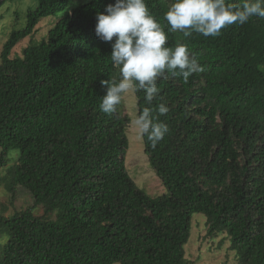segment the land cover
Segmentation results:
<instances>
[{
    "label": "trees",
    "instance_id": "trees-1",
    "mask_svg": "<svg viewBox=\"0 0 264 264\" xmlns=\"http://www.w3.org/2000/svg\"><path fill=\"white\" fill-rule=\"evenodd\" d=\"M33 3L0 52V167L18 155L0 184L33 199L0 215V264H190L184 245L197 213L207 235L229 241L237 264H264V18L186 38L168 31L170 0H146L166 46L187 43L204 67L187 81L158 79L151 105L134 91L138 115L150 107L169 128L155 148L142 137L164 188L152 196L125 165L122 101L112 115L99 109L101 80L118 81L119 70L111 43L95 34L96 13L114 0ZM48 17L46 34L11 56ZM161 103L165 116L155 111Z\"/></svg>",
    "mask_w": 264,
    "mask_h": 264
},
{
    "label": "clouds",
    "instance_id": "clouds-1",
    "mask_svg": "<svg viewBox=\"0 0 264 264\" xmlns=\"http://www.w3.org/2000/svg\"><path fill=\"white\" fill-rule=\"evenodd\" d=\"M252 17L264 18V0H170L164 13L168 31L180 32L186 38L193 33L205 38L218 37L223 29L237 24L243 26ZM96 21L95 34L100 40L111 43L110 60L119 70L118 81L100 82L106 87L99 103L100 111L105 114L116 113L130 90L133 93L143 90L144 99L151 105L160 93L158 79L170 75L187 81L192 74L204 71L187 43L166 46L165 28L146 0H114L104 11L96 13ZM169 110L161 103L155 111L165 116ZM134 123L153 148L169 132L167 124L154 116L150 107H144Z\"/></svg>",
    "mask_w": 264,
    "mask_h": 264
},
{
    "label": "rangeland",
    "instance_id": "rangeland-1",
    "mask_svg": "<svg viewBox=\"0 0 264 264\" xmlns=\"http://www.w3.org/2000/svg\"><path fill=\"white\" fill-rule=\"evenodd\" d=\"M31 0H16L7 2L0 9V52L2 44L14 28L23 25L25 14ZM55 22V18L42 19L36 25V31L31 37L21 40L12 50L11 56L20 55L29 41H38L46 34L48 28ZM124 112L130 117L126 134L128 150L125 156L126 168L135 183L149 195L155 196L164 192L160 179L149 165L147 156L143 152V140L134 121L137 118L136 97L129 91L122 98ZM17 154L12 153L7 157V163L0 167V176L6 172V167L16 162ZM33 206V199L23 187H16L11 194L0 184V215L8 216L15 211H20ZM37 215L43 214V207H33ZM206 219L202 214H194L191 218V230L187 243L184 245L185 256L190 264H237L234 251L229 248V241L223 239L222 234L210 237L206 233ZM118 264V263H114Z\"/></svg>",
    "mask_w": 264,
    "mask_h": 264
}]
</instances>
